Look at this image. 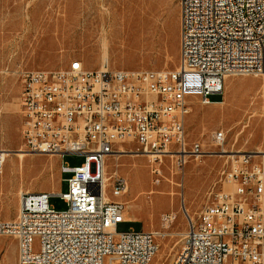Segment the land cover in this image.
I'll return each instance as SVG.
<instances>
[{
	"label": "built area",
	"instance_id": "2783aa9c",
	"mask_svg": "<svg viewBox=\"0 0 264 264\" xmlns=\"http://www.w3.org/2000/svg\"><path fill=\"white\" fill-rule=\"evenodd\" d=\"M180 66L172 72L89 71L78 60L62 71L23 75L22 138L30 154L59 156L66 193H23L13 222L0 236L17 239L18 264H152L159 253L151 232L118 233L127 219L122 201L130 182L116 155H144L154 163L176 158L185 168L207 154L188 141L192 100L218 105L230 77L264 76V0H179ZM227 133L212 135L225 151ZM136 145V152L119 146ZM11 152L0 150V174ZM66 156L84 159L73 167ZM228 158L196 221L188 216L187 257L173 264H264V151ZM160 174L159 171H155ZM159 183V182H158ZM68 209L59 212L51 199ZM115 199V200H113ZM176 216H163L173 223Z\"/></svg>",
	"mask_w": 264,
	"mask_h": 264
},
{
	"label": "rangeland",
	"instance_id": "374dc122",
	"mask_svg": "<svg viewBox=\"0 0 264 264\" xmlns=\"http://www.w3.org/2000/svg\"><path fill=\"white\" fill-rule=\"evenodd\" d=\"M180 18L179 0H0V150L13 154L0 174V222L16 219L21 194L66 193L64 180L71 177H62L59 156L26 151L20 103L23 75L66 70L76 60L87 70L101 69L104 41H113L114 31L126 48L113 41L107 64L111 70L175 71L180 66ZM263 94L264 76H239L227 79L223 102L227 107H205L200 100H192L188 141L200 142L207 155L189 161L185 168L179 167L176 158H166L162 164L141 154L109 159V176L118 169L130 182V193L122 201L127 208L133 204L128 209L132 220L117 231L158 234L160 249L152 264H173L184 243L188 216L198 219L209 192L228 167L227 156L264 151V121L250 143V134L244 136L251 129L245 124L252 122L251 114L264 100ZM221 131L227 133L229 155L213 144L212 135ZM119 149L136 152V145ZM20 150L28 154L23 161L14 155ZM64 161L76 167L84 159L66 156ZM173 190L174 199L168 196ZM51 204L59 212L68 209L59 197L52 198ZM164 215L176 216V220L165 223ZM18 257L17 239L0 236V264H18Z\"/></svg>",
	"mask_w": 264,
	"mask_h": 264
},
{
	"label": "bare ground",
	"instance_id": "6f19581e",
	"mask_svg": "<svg viewBox=\"0 0 264 264\" xmlns=\"http://www.w3.org/2000/svg\"><path fill=\"white\" fill-rule=\"evenodd\" d=\"M111 37L112 40L115 42V40H118L119 37V34L116 35V31L112 32L111 34ZM113 41H111L109 38H106L105 41H104V56H103V67L102 69L105 70L107 68V64L109 63V58H110V55H111V51L113 50ZM118 43L120 44V46L122 48H126V44H124L123 41H119L118 40ZM263 88V86H262ZM263 98H264V94H263ZM247 101V100H246ZM258 109L255 110L251 116H253V120H257L256 123L252 120L251 123H246L245 125H250V130L249 131H246L245 135L244 136H247L250 134V139H249V143L252 141V139L255 137L257 131H258V128L259 126L261 125V122L264 121V100L262 102H259V104L257 105ZM240 111L242 112V109H240ZM247 117V116H246ZM243 123L240 122L239 125H242ZM247 127V126H246ZM252 134V135H251ZM122 152H124L125 150L123 149H120ZM224 150L225 151H228L226 147H224ZM260 152H263V151H260ZM237 154V153H235ZM13 154L10 153L9 154V157H11ZM15 156L18 157V159L20 161H23L27 156L28 154L24 151V150H20L18 151L16 154H14ZM133 158L137 155H131ZM117 157V160H118V157H120V155H116ZM183 174V173H182ZM1 175H3V172L1 173ZM182 184V183H181ZM182 187V186H180ZM172 189V188H171ZM21 194V193H20ZM168 196H171L173 199L177 196L175 190L171 191L170 194H168ZM135 206H138V205H135ZM133 207V204H131L129 206V208H132ZM128 208V209H129ZM133 210V209H132ZM138 211V210H137ZM140 212V211H139ZM188 212V211H187ZM138 213V212H137ZM133 215V214H132ZM158 235V234H157ZM183 235V234H182ZM185 237H184V240H187V233L184 234ZM180 257H187V248H185V241L184 243L182 244L181 246V249H180Z\"/></svg>",
	"mask_w": 264,
	"mask_h": 264
},
{
	"label": "crops",
	"instance_id": "0c3cea01",
	"mask_svg": "<svg viewBox=\"0 0 264 264\" xmlns=\"http://www.w3.org/2000/svg\"><path fill=\"white\" fill-rule=\"evenodd\" d=\"M102 69V68H101ZM100 69H98V70H89V71H99ZM226 85H227V81H226ZM219 98H221V97H219ZM225 101V96L223 97V98H221V100L220 101H218V104H222L223 106H225V107H227V104H225V103H223ZM248 152V151H247ZM132 220V218H131V214H130V212L128 211V213H127V219H126V222H130ZM125 222V223H126Z\"/></svg>",
	"mask_w": 264,
	"mask_h": 264
}]
</instances>
